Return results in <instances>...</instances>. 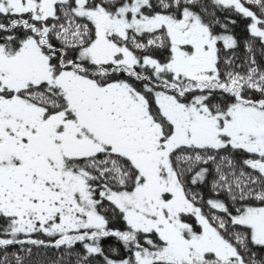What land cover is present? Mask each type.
<instances>
[{
    "label": "snow or ice",
    "instance_id": "snow-or-ice-1",
    "mask_svg": "<svg viewBox=\"0 0 264 264\" xmlns=\"http://www.w3.org/2000/svg\"><path fill=\"white\" fill-rule=\"evenodd\" d=\"M0 264H264V0H0Z\"/></svg>",
    "mask_w": 264,
    "mask_h": 264
},
{
    "label": "trees",
    "instance_id": "trees-1",
    "mask_svg": "<svg viewBox=\"0 0 264 264\" xmlns=\"http://www.w3.org/2000/svg\"><path fill=\"white\" fill-rule=\"evenodd\" d=\"M235 34L238 36V37H243L244 35V32H243V25L242 24H238V26L235 28ZM106 245L111 243L110 241H107L105 242Z\"/></svg>",
    "mask_w": 264,
    "mask_h": 264
}]
</instances>
